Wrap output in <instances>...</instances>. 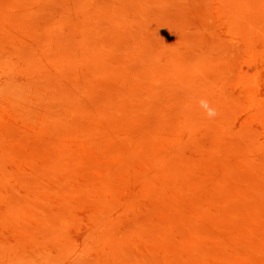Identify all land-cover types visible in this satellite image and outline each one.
Listing matches in <instances>:
<instances>
[{
	"label": "rangeland",
	"instance_id": "374dc122",
	"mask_svg": "<svg viewBox=\"0 0 264 264\" xmlns=\"http://www.w3.org/2000/svg\"><path fill=\"white\" fill-rule=\"evenodd\" d=\"M0 264H264V0H0Z\"/></svg>",
	"mask_w": 264,
	"mask_h": 264
},
{
	"label": "clouds",
	"instance_id": "9594fccd",
	"mask_svg": "<svg viewBox=\"0 0 264 264\" xmlns=\"http://www.w3.org/2000/svg\"><path fill=\"white\" fill-rule=\"evenodd\" d=\"M201 103L205 108H207L206 102L202 101ZM208 115H210V116L215 115V112L212 109H208Z\"/></svg>",
	"mask_w": 264,
	"mask_h": 264
}]
</instances>
